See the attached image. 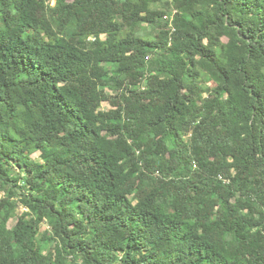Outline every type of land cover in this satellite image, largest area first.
<instances>
[{"label": "trees", "instance_id": "trees-1", "mask_svg": "<svg viewBox=\"0 0 264 264\" xmlns=\"http://www.w3.org/2000/svg\"><path fill=\"white\" fill-rule=\"evenodd\" d=\"M0 264H264V0H0Z\"/></svg>", "mask_w": 264, "mask_h": 264}, {"label": "rangeland", "instance_id": "rangeland-1", "mask_svg": "<svg viewBox=\"0 0 264 264\" xmlns=\"http://www.w3.org/2000/svg\"><path fill=\"white\" fill-rule=\"evenodd\" d=\"M108 93H110V91H108ZM102 107H103L104 109H107V108L109 107L108 102H107V101L103 102ZM33 157H34L35 159H40V158H39V153L34 154ZM18 210H19V211H17L16 214H18L19 212H21V211L23 210V208L20 206ZM16 214H15V215H16ZM16 220H17V217L13 215V217H12V218L10 219V221H9V226L14 225L15 222H16ZM43 227H45V226H43Z\"/></svg>", "mask_w": 264, "mask_h": 264}, {"label": "built area", "instance_id": "built-area-1", "mask_svg": "<svg viewBox=\"0 0 264 264\" xmlns=\"http://www.w3.org/2000/svg\"><path fill=\"white\" fill-rule=\"evenodd\" d=\"M176 12V10H174L173 12H172V14H170V15H166L165 16V18H169V21H170V25L171 26H173L172 25V21H173V14Z\"/></svg>", "mask_w": 264, "mask_h": 264}]
</instances>
